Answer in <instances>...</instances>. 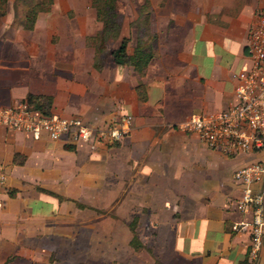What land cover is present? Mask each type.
I'll return each mask as SVG.
<instances>
[{
  "label": "crops",
  "instance_id": "0c3cea01",
  "mask_svg": "<svg viewBox=\"0 0 264 264\" xmlns=\"http://www.w3.org/2000/svg\"><path fill=\"white\" fill-rule=\"evenodd\" d=\"M149 2V26L157 35L142 96L133 67L113 60L118 44L96 66L95 49L86 42L101 29L96 18L95 27L90 18L76 29L78 19L64 25L53 12L27 28L25 15L17 18L12 3L0 0V105L33 93L50 96L53 113L81 115L95 125L132 115L120 141L95 150L66 136L34 138L0 125L7 175L0 192V264H22L43 247L46 219L59 226L65 185L74 198L78 186L86 190L81 197L98 186L102 205L108 197H127L124 206L135 210L123 217H138L143 244L133 264H264V237L251 256L250 233L231 228L242 218L233 173L261 153L228 155L178 127L191 113L236 101L232 73L250 65L249 33L264 0ZM122 36L130 52L135 37L128 20ZM131 236L126 232L127 245Z\"/></svg>",
  "mask_w": 264,
  "mask_h": 264
},
{
  "label": "built area",
  "instance_id": "2783aa9c",
  "mask_svg": "<svg viewBox=\"0 0 264 264\" xmlns=\"http://www.w3.org/2000/svg\"><path fill=\"white\" fill-rule=\"evenodd\" d=\"M247 53L249 67L232 73L236 101L216 111L191 113L178 127L195 132L205 145L228 155L261 153L233 173L241 186L235 206L242 218L234 221L231 228L250 233L249 254L255 256L264 237V7L250 30ZM131 121L132 115L127 114L95 125L77 114L43 113L27 101L0 105V125L27 131L34 138H39L42 132L51 139L66 136L70 142H83L91 150L120 141L130 131ZM6 180V171L0 163V192Z\"/></svg>",
  "mask_w": 264,
  "mask_h": 264
},
{
  "label": "rangeland",
  "instance_id": "374dc122",
  "mask_svg": "<svg viewBox=\"0 0 264 264\" xmlns=\"http://www.w3.org/2000/svg\"><path fill=\"white\" fill-rule=\"evenodd\" d=\"M38 1L40 0H8L12 3V9L17 18L26 15L30 6ZM46 1L48 0H44ZM54 5L55 9L52 10ZM118 8L123 14L122 21L128 20L134 32L135 41L131 45L133 48L128 52L132 53L138 42V36L144 31L145 15L150 16V2L149 0L147 3L145 0H118ZM90 9L91 14H89ZM53 12H55L54 16L60 20L59 23L64 25L66 20L78 19L73 23L76 29L84 28L79 22L82 19L88 21L91 18L92 27H95L99 21L91 0H53L50 9L39 11L37 17L39 15L48 17ZM96 33L86 35L87 44L93 47L92 36ZM118 42V39L110 41L103 57L101 54L96 55V62L102 60L110 47L116 46ZM94 171L100 172L99 167L94 168ZM82 188V192H85V188ZM81 189L77 187L76 198H74L70 196L69 186L61 187L59 198L63 207L60 212L59 226L55 224L52 227L51 220L46 219L43 247L34 253L31 260L22 261V264H133L134 260L138 262L139 248L134 249L130 243L127 245L125 239L126 232L130 231L132 234L129 223L133 218L127 222L123 215H133L135 210L132 205L124 206L123 200L127 197H108V201L102 205L98 186L91 191L87 190L86 197H81L83 196L80 193ZM128 198L130 201L133 199V197ZM135 255L137 256L134 257Z\"/></svg>",
  "mask_w": 264,
  "mask_h": 264
},
{
  "label": "trees",
  "instance_id": "16d2710c",
  "mask_svg": "<svg viewBox=\"0 0 264 264\" xmlns=\"http://www.w3.org/2000/svg\"><path fill=\"white\" fill-rule=\"evenodd\" d=\"M147 3V0H145ZM53 0H40L30 6L25 15V27L32 28L37 17V13L41 10H49ZM95 9L96 18L102 24L101 29L92 36L94 39L95 56L101 54L103 57L105 49L110 41L119 39L118 45L112 50L113 60L116 63L128 64L133 67L135 74L138 77L137 89L140 95L144 94V86L141 82V77L145 74L149 61L154 54V46L156 44V34L150 30L149 15H145V24L142 35L137 38V44L132 53L127 51L128 37H120V30L122 25L123 14L119 11L118 0H91ZM149 11V9H148ZM147 11V12H148ZM97 67H100V62H95ZM27 102L35 109L50 114L51 111V97L45 95H37L33 93L27 94ZM137 224V216H134L129 223L132 236L129 240L130 245L134 249L142 247L141 241L137 236L135 230ZM5 261L2 264H6Z\"/></svg>",
  "mask_w": 264,
  "mask_h": 264
}]
</instances>
